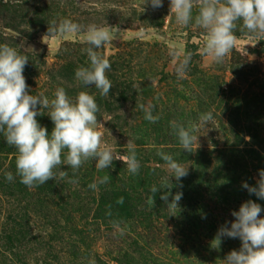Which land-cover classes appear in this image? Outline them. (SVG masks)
<instances>
[{
  "label": "rangeland",
  "instance_id": "1",
  "mask_svg": "<svg viewBox=\"0 0 264 264\" xmlns=\"http://www.w3.org/2000/svg\"><path fill=\"white\" fill-rule=\"evenodd\" d=\"M143 4L0 0V43L28 56L23 75L29 94L52 99L56 88L64 87L73 98L80 91L94 95L102 144L123 155L131 139L141 164L134 176L122 161L102 171L90 161L75 177L62 165L78 184L57 179L28 188L16 175V149L0 134V264H222L241 241L223 237L220 247L213 248L218 229L230 226L232 211L247 200L264 208V200L242 187L243 182L254 186L264 169L263 40L237 32L235 49L223 64H215L200 52L204 31L177 24L170 0L155 10ZM53 18L119 28L117 39L97 49L111 63L108 96L75 78V70L88 63L86 33L47 36ZM191 44L198 46L201 58L192 57L186 77L178 80L169 52H185ZM29 47L33 51L25 50ZM149 103L155 106L153 115L160 117L156 123L145 120L139 107ZM41 111L36 119L51 134L48 109ZM209 111L214 119L196 133L199 147L194 145L191 153L181 149L170 122L187 125ZM157 150L188 167L182 188L171 181L172 196L183 193L176 215L160 199L167 189L150 191L169 175ZM6 171L13 173L12 182L5 179ZM105 175L109 183L96 190L88 187ZM152 196L153 207L148 204ZM121 197L123 203H118ZM260 215L264 218V211ZM112 221L122 222L123 236Z\"/></svg>",
  "mask_w": 264,
  "mask_h": 264
},
{
  "label": "clouds",
  "instance_id": "2",
  "mask_svg": "<svg viewBox=\"0 0 264 264\" xmlns=\"http://www.w3.org/2000/svg\"><path fill=\"white\" fill-rule=\"evenodd\" d=\"M19 2V0H17ZM143 5L152 9L163 7V0H144ZM170 13L174 14L177 24L187 28L195 25L204 31L206 39L200 52L211 57L215 64H223L229 53L235 49L237 32L247 33L264 40V0H170ZM145 9L143 8V11ZM85 32V49L87 66H79L75 70V78L84 87L94 85L101 96H108L113 87L106 73L111 69L108 58L97 51L105 44L117 39L120 32L115 26H102L96 23L83 25L68 18H53L48 22L47 36H63L69 33ZM256 41V42H257ZM22 48V45L20 46ZM31 49L32 48H25ZM169 55L175 62L177 79L186 77L193 52L170 50ZM29 58L7 43H0V134L9 146L16 151V175L20 182L28 188L44 185L49 180H62L78 184V179H69L67 171L61 170L65 165L72 169L73 177L79 169L90 161H95L98 170L108 169L115 160L122 161L131 175H138L141 168L134 142L129 139L127 154L121 155L114 151L111 145L102 144V133L99 127L97 113L100 111L94 95L80 91L75 98L70 97L64 87H57L54 98L49 99L42 93L30 95L26 78L23 75ZM39 105V110H38ZM144 118L150 123L159 120L153 115L154 105L140 104ZM42 109H48L54 127L51 134L46 127L39 124L37 116L42 115ZM214 119L211 111L201 113L198 121H189L187 125L173 120L170 122L172 133L176 136L181 149L193 152V146L198 145L200 128L205 127ZM196 150V149H195ZM167 165L168 176L162 179L159 187L153 185L151 193L156 194L164 189L160 199L167 204L170 215L179 211V202L183 193L178 191L172 196L174 187L182 188V178L188 175V167L177 162L173 156L163 150L156 153ZM5 179L12 182L15 177L12 172L4 173ZM110 182V176L105 175L88 185L96 190L98 185ZM249 194L264 200V169L259 170L256 184L242 183ZM169 196L172 200L169 203ZM155 196L149 197L148 204L153 207ZM118 203H123V197ZM264 208L253 200L243 202L238 211H232L235 218L218 229L212 241L213 248H219L223 237L239 238L241 247L232 250L222 264H264V218L261 212ZM108 215H111L109 212ZM120 221H112L119 235L123 236L126 229L121 228ZM89 264H95L90 261Z\"/></svg>",
  "mask_w": 264,
  "mask_h": 264
},
{
  "label": "trees",
  "instance_id": "3",
  "mask_svg": "<svg viewBox=\"0 0 264 264\" xmlns=\"http://www.w3.org/2000/svg\"><path fill=\"white\" fill-rule=\"evenodd\" d=\"M259 47H260L261 53H264V40L260 42V46ZM186 51L193 52V59H195V60L201 58V55L200 54H197L198 53V46H195L193 44L188 45ZM255 53H258L257 50H255Z\"/></svg>",
  "mask_w": 264,
  "mask_h": 264
}]
</instances>
